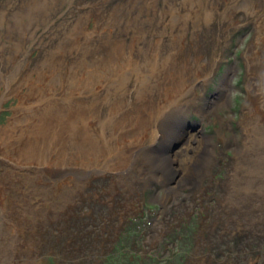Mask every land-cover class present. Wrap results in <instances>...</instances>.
<instances>
[{
    "label": "rangeland",
    "instance_id": "rangeland-1",
    "mask_svg": "<svg viewBox=\"0 0 264 264\" xmlns=\"http://www.w3.org/2000/svg\"><path fill=\"white\" fill-rule=\"evenodd\" d=\"M256 3L264 6V0H0L1 129L32 112L23 134L41 128L47 136L59 133V103L70 97L65 95L68 83L60 77L62 69L81 77L84 70L108 68H103V83L100 80L94 87L101 93L99 116L114 119L107 107L112 99L104 101L105 87L112 85L109 92L115 99L113 91L120 93L116 87L126 72L151 66L153 56L158 61L173 57L171 50L153 55L150 41L198 37L202 56L178 59L192 86L193 99L185 113L189 121L203 122V133L214 149L213 159L200 168L197 179L185 178L186 184L166 191L168 175L159 177L145 162L140 166L144 152L163 136L158 133L153 138L157 131L151 125L142 139L133 140L135 129L94 156L68 160L70 168L82 167L81 175L87 177L64 198L60 182L51 179L64 163L60 151L52 146L46 150L47 159L30 158L17 147L28 142L31 134L20 139L12 131L8 143L0 141V184L7 191L3 206L12 212L13 223L8 219L16 230L10 244L9 238L5 244L12 264H101L106 253L117 246L122 250L124 244L136 247L142 264H152L151 258L159 254L169 264H264V183L250 199H239L236 191L230 193L234 199L228 197L240 138L239 106L247 95V60L240 61L251 41L259 48L254 21H264V13L252 11ZM232 16L236 23H230ZM118 41L123 43L116 56L121 65L114 64L111 49ZM131 51L133 61L126 58ZM210 53L215 64L204 80L194 69ZM227 71L230 89L224 93L219 84ZM130 74L128 83L135 84V74ZM179 80L173 79L171 86L176 87ZM127 88L126 98L133 101L134 92L130 85ZM223 95L227 101L216 106L220 117L201 120L202 113L196 109L201 99L216 104ZM147 106L141 102L137 109L144 115ZM129 107L128 101L121 102L120 113ZM155 109L154 117L156 103ZM124 122L127 125L129 120ZM94 130L99 137L98 127ZM122 150L127 155L107 165ZM190 180L192 184H187ZM172 247L179 248L170 255ZM249 256L256 261L248 262Z\"/></svg>",
    "mask_w": 264,
    "mask_h": 264
},
{
    "label": "bare ground",
    "instance_id": "bare-ground-1",
    "mask_svg": "<svg viewBox=\"0 0 264 264\" xmlns=\"http://www.w3.org/2000/svg\"><path fill=\"white\" fill-rule=\"evenodd\" d=\"M257 4L258 3H256L254 7L252 6L253 13H264L263 4L259 3L256 7ZM229 19L230 23L236 21L234 16ZM254 22L257 34L256 41L260 43V46L258 49H255L254 41H251L246 50V55H244V58L240 61V63H242L245 59L247 60V95L239 106L240 138L239 142L236 143L237 146L234 151V153H237V158L232 160V178L230 181V185L232 186L229 187L228 196L230 199H234L230 196V193L234 192L235 194V191L239 195V199H250L254 196L256 191L261 189V185L264 183L262 182L264 181V34H261L264 21L256 18ZM199 39L198 37H180L170 41H150L151 44L149 46L150 49L152 48L154 50L152 53L153 55H160L165 51L171 50L173 57L171 58V56L167 55L164 60L158 61L157 58L153 56V58L150 59L152 62L151 66L142 68L141 66H135L134 69L131 70L135 74L134 77L137 80L135 84L128 83L131 71L126 72V75L123 76V83L116 82L117 84L120 83L116 87V90H119L120 93L118 94L116 91H113V93L116 94L114 96L115 99L111 97L112 92H109L112 85L110 84L105 87L106 90L104 92L106 93H104V101L110 98L112 99L107 107L110 108L114 114V119L111 117L102 119L99 116L98 111L101 106L97 104V102L99 103L98 94L100 88H97L98 86L94 87L95 83L100 80L101 84L103 83L104 80L102 77H105L103 68L106 69L105 71H109L108 68L102 66V70L96 69L99 73H96V70L93 72L81 70V77L77 72L69 75V71L63 72L62 69L60 77L63 78V82L66 81L68 83L67 87H64L65 95L70 94V97L65 96L66 98L64 97L59 103V133L54 136H47L46 132L39 126L42 132L39 130V132H31L30 130L28 133L23 134L21 131L28 129L29 118L33 115V113L30 112L25 113L26 116L15 121L16 124L13 125L12 121L2 129L0 128V141L4 140L8 143L9 141L7 138L12 131L13 134H17V137L20 139L27 138V136L29 137L31 134L32 138L30 140L28 139V142L17 147L18 152L30 158H37L38 160L47 159L46 150L52 146L56 147L60 151L59 157H61L62 163L64 162L65 164L63 163L61 167L53 171L54 176L51 179L54 182H60L63 188H61L63 191L62 196L67 198L73 194V185L83 182L82 179H86L87 177V174L81 175L80 169H82V167L78 166L76 168L73 166L74 168H70L72 166L66 164L68 160L94 156L98 151H103L106 145H111L117 138L135 133V129L137 133H135L133 140H140L142 136L150 130L147 129V127L153 125L154 129L156 128L157 131H154L153 138H156L158 133H161L163 138L157 139L152 147L144 152L145 155L141 158L140 166L145 162L148 169L158 171L159 177L162 178L164 175H168L165 182L166 191L170 188L174 189L180 184H186L184 181L185 178L197 179L200 168L205 167L206 164L213 159L212 154L214 149H210L211 142L209 136L203 133L202 124H200L203 122L197 123L195 121H189L186 118L187 109L193 99V94L190 92L192 86L190 87L187 81L188 76H185L183 73L184 66H181L180 60L178 59L183 57L200 58L202 53H200L199 47L201 46V41H199ZM89 46H91V44ZM91 47H94V49L96 48L93 44ZM122 47L123 43L118 41V43L116 44L115 42V45L111 48L114 53L113 57L116 59L113 60V62L116 65L123 64L122 62H118L116 58V56L119 57ZM133 54L132 51L130 53L128 52L126 58L133 61ZM112 55L113 54L107 56L111 58ZM98 56L101 57L100 54H98ZM145 57L147 56L145 55ZM204 60H206V62L204 63L203 61L198 63L194 72L197 76H202L203 79L206 80V78H209L211 75L212 68L215 64V58L210 53ZM82 62V60H79L80 64H82ZM62 63H64L63 57L61 60V64ZM108 64L110 65V63ZM65 66H67V64ZM127 70L128 69H124L122 72ZM76 71H78V69H76ZM112 71L117 70L112 69ZM228 74L229 71L223 75L219 84L220 89L223 90L224 93H227L230 89ZM173 79H180L176 87L171 86ZM161 80L166 81L160 84ZM199 80H197V85L200 84ZM23 81L25 80L22 79V82ZM127 85H130L131 90L134 92L132 96L134 97L133 101H131V99L127 100L126 98V94H129ZM200 87L202 90V85ZM99 95H101V93ZM222 97L223 100L216 104H214L215 102L209 103L201 99V106L196 107V109L202 113L201 120H212L215 116H220L216 106L218 104L222 105L227 101L226 95ZM151 98L156 101H151ZM123 101H128L130 107L120 113V103ZM141 102L148 105L144 115L142 110L138 111L137 109V104ZM155 103L158 110L154 117V110H156ZM123 106L122 104V107ZM49 107H51L50 103L46 106L48 111ZM204 114L207 115L205 116ZM126 120H129L127 125L124 122ZM94 127H98L99 137L94 135ZM219 128L221 129V127ZM34 129L38 128L34 127ZM217 130L218 129H215V132H217ZM102 140L105 141V143L102 142ZM137 144L140 146L139 142ZM127 153L128 151L126 152V150L118 152L116 156L108 160L107 165L111 164L115 159L122 158L124 155H127ZM219 170H221V168ZM214 172H217V169ZM42 173L44 172L42 171ZM38 179H41V177L38 176V178H35L37 182ZM46 180L48 179L43 178L44 182H46ZM191 181L192 180L187 181V184H192ZM222 182H224V180ZM44 184L43 187L46 191V185ZM224 184H226V182ZM262 191L264 192V190ZM6 192L5 185L1 186L0 184V260H4L5 264H12L13 257L5 244L6 240H8L7 238H9L8 244H10L12 241V232L14 234L16 230L10 225V220L11 223H13V219H10L12 217V212L7 209V206H3V197L6 195Z\"/></svg>",
    "mask_w": 264,
    "mask_h": 264
},
{
    "label": "trees",
    "instance_id": "trees-1",
    "mask_svg": "<svg viewBox=\"0 0 264 264\" xmlns=\"http://www.w3.org/2000/svg\"><path fill=\"white\" fill-rule=\"evenodd\" d=\"M117 247L106 255L107 264H142L140 261L142 259L141 253L139 255L134 251L136 247L121 245L120 247H123L122 250Z\"/></svg>",
    "mask_w": 264,
    "mask_h": 264
}]
</instances>
